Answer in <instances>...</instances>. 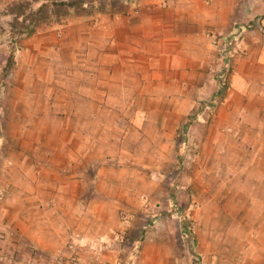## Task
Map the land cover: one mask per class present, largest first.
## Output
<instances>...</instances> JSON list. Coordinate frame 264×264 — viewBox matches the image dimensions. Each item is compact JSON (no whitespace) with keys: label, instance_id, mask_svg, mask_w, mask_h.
I'll list each match as a JSON object with an SVG mask.
<instances>
[{"label":"crops","instance_id":"obj_1","mask_svg":"<svg viewBox=\"0 0 264 264\" xmlns=\"http://www.w3.org/2000/svg\"><path fill=\"white\" fill-rule=\"evenodd\" d=\"M232 2L136 0L125 15L109 19L108 29H98L102 20L87 22L88 17L67 21L53 60L48 50L34 53L35 63L23 67L30 80L24 89L19 87L27 94L0 105L5 108L0 146L13 182L12 194L0 204V221L12 223L24 244L41 251L53 249L58 236H72L80 251L101 252L104 264H192L182 256L181 236L180 242L165 238L172 233L160 220L148 229L141 225L145 238L138 243L132 238L130 245L127 241V256L119 253V199L108 185L111 179L99 177L92 196L86 195L85 172L91 168L85 160L86 139L100 137L99 123L106 120L138 125L142 121L133 115L134 106L166 105L176 114V107L192 106L215 94L222 78L228 83L227 97L217 107L216 121H229L224 107L228 101L234 107L232 96H239L235 109L243 108L245 114L238 122L254 123L243 138L256 139L253 146L243 145L246 154H254L244 163L246 169L264 171V35L249 21L254 14L264 16V2L256 13L236 11ZM46 39L41 45L48 44ZM233 40L238 45L231 50ZM245 48L247 54L227 62L229 51ZM54 58L63 66L59 71ZM254 101L257 106L250 110ZM165 120V114L154 119ZM87 123L93 125L89 128ZM132 128L130 124V129H123L121 136H130ZM202 208L205 223L200 216L194 230L198 264H264V196L213 195Z\"/></svg>","mask_w":264,"mask_h":264},{"label":"rangeland","instance_id":"obj_2","mask_svg":"<svg viewBox=\"0 0 264 264\" xmlns=\"http://www.w3.org/2000/svg\"><path fill=\"white\" fill-rule=\"evenodd\" d=\"M9 1L0 0V105L4 100L27 94L26 91L19 90V87L24 89L25 84L30 80L28 69L24 70L23 67H29L31 62L35 63L34 53L38 50L42 52L48 50L49 56L52 57L50 59L53 60L57 51L52 52L53 48L58 49L67 21L88 17L87 22H90V19H98L100 24L102 20L98 29H108L109 19H113L118 14L125 15L127 7L136 0L94 1L87 5V13L76 15L72 12L61 21L42 23L30 35L17 38L10 32L11 17L5 13V6ZM234 1L232 3L236 5V11L239 9L241 12L245 9L247 12L254 10L255 13L260 2H264V0ZM260 11L263 12V8ZM104 20L105 24H102ZM249 21L250 24H255L260 36L264 35V16L254 14ZM45 35L49 42L48 44L43 42V46L41 40L46 37ZM246 39L249 42L252 40L248 35ZM237 45L233 40L231 50ZM247 49L249 48L237 52L234 50L231 61L237 56L247 54ZM9 56L11 65L6 68ZM54 59V68L59 71L58 68L63 66L57 65V58ZM39 60L45 63L40 57ZM41 66L44 67L43 64ZM25 72L27 73L24 75ZM219 79L220 91L199 99L195 105L176 107L179 114H173L172 107L166 105L134 106L133 115H138L142 121L139 126L132 121L106 120L99 123V127L102 128L100 137H87L85 160L91 168H87L85 172L86 195L92 196L89 194L97 185L96 181L99 177L111 179L108 185L112 184L111 192L119 199L115 202V215L118 221L115 231L116 249L119 253H124L123 256H127L125 251L133 243L129 240L135 238V243H138L145 238L143 236L145 230L139 229L141 225H144V229H148L160 220L161 227L172 233V236L167 233L165 238L180 242L181 236L182 256L190 258L192 264H198L194 230L198 226L200 216L205 218L202 212L205 201L210 196L220 197L226 193L246 192L264 196V171H256L252 167L246 169L244 163L245 159L251 161L254 154H246L243 145L253 146L256 139L243 138L245 130L254 129V123L251 125L238 122V116L245 114L243 108L235 109V104H240L239 96L235 97V94L232 96L234 107L229 105V101L227 107H224L228 112L225 111L223 114L230 113L229 121L224 124L216 121L217 107L227 97L228 86L226 80L223 82L222 78ZM150 94L157 95L158 92L150 91ZM253 103V107H249L250 110H254L257 106L255 101ZM0 111V118L4 117L5 108ZM110 113L113 114L112 111ZM162 114H165L166 120L155 122V117ZM141 117L146 118L143 120ZM189 117L191 123L185 125ZM130 124L133 125V133L127 138L122 137L123 129L124 131L130 129ZM91 125L93 123H87L89 128ZM162 125L164 127H160ZM206 133H209L208 137ZM91 142L94 145L89 146ZM5 158L6 154L0 146V204L12 194L13 190L11 174L3 162ZM101 166H104V169L98 170ZM95 173L99 175L96 176ZM255 177H258V180ZM197 208L200 210L196 215ZM203 222L205 223V219H201V223ZM132 227L134 230L131 232ZM138 231H140L139 235H137ZM163 236L162 233L161 238H164ZM58 240L60 242L53 249L36 250L24 244L12 223L0 221V264L105 263L102 253L98 250L80 251L72 236L65 238L58 236ZM127 241L128 247L125 246L128 244ZM84 252L87 256L82 254Z\"/></svg>","mask_w":264,"mask_h":264},{"label":"trees","instance_id":"obj_3","mask_svg":"<svg viewBox=\"0 0 264 264\" xmlns=\"http://www.w3.org/2000/svg\"><path fill=\"white\" fill-rule=\"evenodd\" d=\"M94 1L101 0H10L5 13L11 17L10 32L17 38L30 35L42 23L61 21L72 12L76 15L87 13V5ZM10 62L9 56L6 68ZM190 120L189 117L185 125L190 124Z\"/></svg>","mask_w":264,"mask_h":264},{"label":"built area","instance_id":"obj_4","mask_svg":"<svg viewBox=\"0 0 264 264\" xmlns=\"http://www.w3.org/2000/svg\"><path fill=\"white\" fill-rule=\"evenodd\" d=\"M227 56H228V58H227V59H228L227 62L231 61L232 57L234 56L233 51H229L228 54H227Z\"/></svg>","mask_w":264,"mask_h":264}]
</instances>
